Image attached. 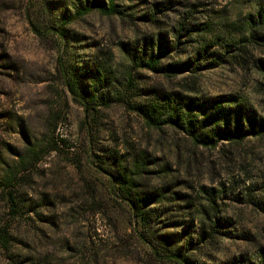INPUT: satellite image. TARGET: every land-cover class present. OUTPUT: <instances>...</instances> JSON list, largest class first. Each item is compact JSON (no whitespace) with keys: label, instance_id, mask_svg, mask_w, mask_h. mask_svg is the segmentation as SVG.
<instances>
[{"label":"rangeland","instance_id":"1","mask_svg":"<svg viewBox=\"0 0 264 264\" xmlns=\"http://www.w3.org/2000/svg\"><path fill=\"white\" fill-rule=\"evenodd\" d=\"M93 1L0 0V264H264V137L247 132L264 125V0H115L58 38ZM103 63L107 85L88 73ZM67 79L96 87L92 114ZM155 96L246 137L155 132L134 109ZM129 145L152 170L144 225L102 171Z\"/></svg>","mask_w":264,"mask_h":264},{"label":"trees","instance_id":"2","mask_svg":"<svg viewBox=\"0 0 264 264\" xmlns=\"http://www.w3.org/2000/svg\"><path fill=\"white\" fill-rule=\"evenodd\" d=\"M114 2L115 0H110L108 6H106L102 1L94 0L89 6L79 9L75 15L65 18L64 24L55 28L56 35L60 39L66 38L67 33L65 27L72 24L80 16L88 15L93 11H97L101 15H116L117 10L114 6ZM251 39L254 40L256 44H259L257 43L259 40L261 41L260 36L253 34L251 35ZM160 63V58L153 57L147 62L142 60L140 66L146 67L157 73L161 70ZM97 71L98 73L96 77L94 71L91 73L89 70V77L92 81L96 79L95 82H102L103 85H107L109 81L112 80L113 74H110L105 63L98 65ZM65 72L67 75L68 72ZM130 83L131 82L129 81V84ZM90 85H92V82L87 83L81 88L70 79H67L66 82L67 89L74 97V100L85 105L88 115L92 114L94 111L92 102L97 91L95 86L89 87ZM175 103V96L171 98H160L155 96L145 103L143 107H137L134 109L142 120H144L146 125L155 132L163 133L165 127H170L174 130H182L186 137L184 140L197 150L202 148L217 150L220 143L223 145L231 144L232 146L238 147L243 142L247 132L252 134L257 133L259 137H264V125H261L256 129L251 123H249L247 126V132H244V129L237 125L233 132L222 130L221 132L215 133L211 128L212 126H210L211 123L207 120L199 121L190 115L184 116L183 123L180 124L176 118L178 115V106ZM189 107H191V105H189ZM243 133H245V135H243ZM178 146L176 147L177 150H179L180 147ZM117 156L120 157V161H116ZM117 156L113 153L112 160H110L108 164L110 170H108L109 168H106L102 171L111 175L112 178H110V181L113 193L117 194L126 203L130 211L138 218L139 222L144 225L149 217L148 209L150 208V205L147 203L148 197L143 188L149 187V176L152 175V170L149 168L148 164V151L141 148H134L129 145L127 146V151H125L123 155L117 153ZM193 160L196 161L194 158ZM128 163L129 167L127 165ZM193 163L195 164L196 162ZM190 165L191 163L188 161L187 167H190ZM168 187L169 186H166L164 192L169 190ZM161 196L162 192L160 191L154 193L151 197L153 202H155L157 199H160ZM153 251L154 256H156L158 252L155 250Z\"/></svg>","mask_w":264,"mask_h":264}]
</instances>
